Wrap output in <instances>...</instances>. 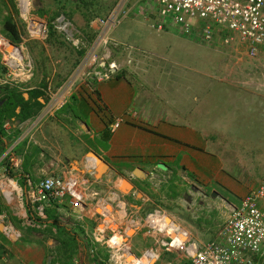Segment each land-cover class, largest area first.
I'll list each match as a JSON object with an SVG mask.
<instances>
[{
    "label": "crops",
    "instance_id": "obj_1",
    "mask_svg": "<svg viewBox=\"0 0 264 264\" xmlns=\"http://www.w3.org/2000/svg\"><path fill=\"white\" fill-rule=\"evenodd\" d=\"M133 28L126 36H121L116 30L114 36L129 41L127 37L131 33H138L140 26L135 24ZM233 50L242 54L240 61L248 69L251 61L247 57L246 46L237 41ZM137 63L146 64L143 74L146 76L136 81L145 90L141 91L137 99V108L130 107L137 95L133 81L111 78L99 82L95 87L84 83L82 86L89 90H81V93L75 91L55 118L41 122L31 118L5 125L3 139L8 142L7 149H11L13 155L6 156V150L0 155V172L9 167L22 185H26L28 180L37 182L45 175H62L69 171L97 173L93 187L102 198L97 205L101 206L103 200L104 206L110 207V216L105 217L106 232L100 234V239L111 234L108 226H125L136 222L142 224L147 214L155 209L167 208L169 212L180 213L184 222L199 228L204 241L215 240L223 226L219 227L221 224H218L216 214L219 203L215 202L213 209H209L202 201L197 205L193 200V206H185L183 202L188 199L186 194L193 188L192 185L187 186L188 178L193 180L208 173L210 180L212 176L217 177V173L212 172L213 156L207 151V145L214 139L211 138L212 130L217 131L215 129L218 125L212 123V111L215 112L216 107L210 106V100L201 91L202 86L209 85L207 75L192 70L190 73L181 72L184 76L179 77L173 65L165 69L161 64L148 61L146 57H139ZM243 65H239L242 70L240 68L232 75L234 79L246 80V76L251 77L246 74ZM251 65L255 71H261ZM230 93L233 97L238 92ZM24 96L29 98L26 93ZM72 99L76 100L75 107L79 113L81 111L82 116L77 117L75 108L68 107ZM170 106L172 112H178L183 119L190 117L194 122L186 120L182 124H175L166 120L165 112ZM199 111L203 112L202 116L207 121L199 120ZM139 113H153L150 116L159 113L162 122L153 124L146 115L138 118ZM118 118L123 121L115 129L112 125ZM201 125L205 130L201 131ZM208 128L210 136L207 135ZM13 156L22 160L20 171L11 165ZM99 160L107 166L100 171L97 163L95 171L94 162ZM136 168L143 170V178L135 176ZM125 180L131 187L124 184ZM202 188L199 186L196 196L204 192ZM211 195L216 200L219 191L213 190ZM178 203L181 210H173ZM43 205L46 217L40 220L46 221L47 227H26L23 224V209L34 214L36 208L26 201L9 202L0 194V216L3 222L12 223L21 232V238L11 241L2 231L3 223H0V264H110L106 246L94 236L102 217L86 215L79 220L76 217L77 211L70 207L61 213L55 202ZM226 217L227 214L224 222ZM55 219L58 220L56 225ZM134 229L127 236V245L140 261L138 264H188L187 261L181 262L180 253L159 243L147 227ZM117 237L121 242L122 237L116 234Z\"/></svg>",
    "mask_w": 264,
    "mask_h": 264
},
{
    "label": "rangeland",
    "instance_id": "obj_2",
    "mask_svg": "<svg viewBox=\"0 0 264 264\" xmlns=\"http://www.w3.org/2000/svg\"><path fill=\"white\" fill-rule=\"evenodd\" d=\"M88 1L90 3H85L84 0H30L31 10L26 14L21 11L20 0H0V35H5L4 20L9 16L20 33V41L14 45L21 52L23 65L26 68L27 63H31L33 67L29 77L27 74H21L13 86H17L27 96H29L27 89H31L30 87L37 89L41 87L43 95H40L39 99L43 103L41 108L43 109L49 100V92L59 90L69 80H73L74 85L66 94V101H69L75 91L81 93V90H89L82 86L84 83L95 87L99 82H106L111 78L133 81L137 95L130 107L137 108L135 104L144 89L136 81L146 76L143 75L146 64H138L139 57H146L148 61L161 64L165 69L173 65L179 77L184 76L181 72L190 73L192 70L206 74L209 85L202 86L201 91L210 100V106L216 107L215 112L212 111V123L218 125L216 132L212 130L211 138L214 139L207 145L209 147L207 151L213 156L212 172L213 174L216 172L217 177L212 176L210 180L209 173L200 175L193 179L196 180L197 186L186 176L189 182L187 186L192 185L194 189L188 192L189 195L186 194L188 199L183 202L187 206L192 205L193 200L197 205L202 201L209 209H213L214 203L218 202L220 207L216 214L221 227L229 207L236 204L264 176V71H255L251 64L247 69L242 64L240 61L242 54L238 50L234 51L235 49L232 51L237 42L232 47L218 36L213 42L206 44L196 33H182L179 25L167 19H163L165 29L157 32L150 27V24L159 18L158 13L157 15L154 13L158 6L153 0H127L118 23L109 33V42L105 47L99 44V28L97 24L93 25V21L95 18H106L118 6L120 0ZM24 3L26 4L27 0H24ZM42 9L48 15L47 29L54 13H59L52 21L62 35L61 42L56 46L47 43L48 32L43 37H36L29 31V27L32 31L33 27H39V23L32 17L37 15L35 11L40 13ZM141 10H144L143 13H140ZM60 16L70 23L73 38L60 29L58 24ZM37 18L44 20L42 16ZM135 24H138L140 29H137L138 33L134 35L131 33L127 37L129 41L114 36L116 30L121 36H126L131 28L134 29ZM115 38L119 42L118 46L111 42V39ZM8 42L0 36V46L6 50ZM14 45H9L8 49L18 54V49ZM83 50L85 52L81 55L80 51ZM4 56L0 51V74L5 76L7 71ZM239 65H243L246 74H250L251 77L246 76V80L234 79L232 76L234 72L240 68L242 70ZM23 71L24 69L20 72ZM105 74L109 76L107 79L103 78ZM98 78H101V81ZM181 88L182 85L179 89ZM230 91L238 93L232 97ZM2 94L0 92V96ZM75 103L76 100L72 99L68 107L75 108L76 116L80 117L81 111L79 113ZM171 110L172 106L165 112L166 120L171 123L182 124L186 120L194 122L192 118L183 119L178 112ZM58 111L53 110L46 119L55 118ZM198 113L199 120L202 122L208 120L202 116V111ZM152 114L139 113L138 118L146 115L153 124L162 122L159 113L150 116ZM194 119L198 120L196 117ZM203 130L205 129L201 125V131ZM207 135L210 136L209 128ZM199 186L203 187L201 190L204 192L196 196L195 192ZM213 190L219 191L216 200L211 195ZM177 208L181 210L179 203L173 210L177 211ZM165 210L177 219V222L182 221V226L189 231L192 239L204 242V236L199 228L184 222L183 217L179 216L180 213L170 211L171 214L167 208ZM133 232L134 229L130 228L129 234ZM184 261L181 259V262Z\"/></svg>",
    "mask_w": 264,
    "mask_h": 264
},
{
    "label": "built area",
    "instance_id": "obj_3",
    "mask_svg": "<svg viewBox=\"0 0 264 264\" xmlns=\"http://www.w3.org/2000/svg\"><path fill=\"white\" fill-rule=\"evenodd\" d=\"M153 1L158 6V10L155 9L154 13L156 15L158 13L159 18L156 22L150 20L152 22L150 27L157 32L165 29L163 19H167L179 25L182 33H196L206 44H210L218 36L222 37L223 42L228 45H234L238 41L246 46L247 57L251 64L264 71V0ZM126 2L127 0H120L118 6L106 18H95L93 21V25L97 24L99 28L100 45L103 44L107 47L109 33L118 23ZM20 5L22 12H30L32 5L30 0H27L26 4L24 0H20ZM143 11L141 10L140 13ZM58 24L60 29L73 38L68 21L61 17L58 19ZM40 30L39 34H34L29 27L32 35L43 37L47 33L45 21H43ZM111 40L113 45H119L116 39ZM15 47L18 49V54L0 46V51L5 55L4 64L7 71L5 76L0 74V86L15 84L23 73L27 74V77L31 75L32 64L27 63L25 68L23 57L20 56L21 52L17 46ZM23 69L24 71L20 72ZM108 77V74L103 76L104 79ZM100 79L98 78L99 81H101ZM73 85L74 81L69 80L59 90L49 92L46 106L34 120L43 121L53 110L61 106ZM122 121V118L116 119L113 128H118ZM5 155H13L12 150L6 149ZM11 158L12 167L20 171L22 160L15 156ZM93 168L96 171V164ZM96 174L95 172L83 174L69 171L62 175H45L37 182L27 178L28 183L22 185L16 176L5 169L0 172V194L9 202L17 200L24 203L26 201L30 206L36 208L37 211L34 214L23 209L22 216L25 218L23 224L26 227L37 229L47 227L46 221H41L46 217L43 205L46 202L57 203L61 213L70 207L75 212L77 211L76 217L79 220H82L86 215L102 217L94 236L96 240H100L106 246L110 264H138L140 262L127 245V236L130 235V228L141 229L143 226L147 227L151 235L165 248L180 253L181 259L187 261L188 264H264V176L254 188L241 198L239 203L229 207L218 238L203 242L190 238L185 227L164 209H155L147 214L142 224L136 222L125 226L118 224L108 226L111 229V234L100 239V234L106 232L107 223L105 221L107 220L106 216H110V207L104 206L105 201L103 200L100 202L101 206L97 205L102 198L93 187L97 178ZM0 223H3L2 231L11 241L21 238L20 230L8 221L3 222L1 216ZM116 234L122 237L121 242L118 240L119 237L116 239ZM94 250L91 249V251ZM1 256L0 253V259Z\"/></svg>",
    "mask_w": 264,
    "mask_h": 264
},
{
    "label": "trees",
    "instance_id": "obj_4",
    "mask_svg": "<svg viewBox=\"0 0 264 264\" xmlns=\"http://www.w3.org/2000/svg\"><path fill=\"white\" fill-rule=\"evenodd\" d=\"M85 3H90L88 0H84ZM89 9V7H88ZM59 13H54L48 26V38L47 43L51 46H56L62 40V35L59 30L55 27V24L52 23L54 18ZM4 34L12 42L18 43L20 41V33L16 27L13 20L7 16L4 20ZM85 51H80L81 55ZM64 79V78H63ZM1 92L3 93L0 96V155L6 150L8 142L3 139L5 135V124L8 121H20L24 122L27 119L36 115L43 106V103L40 101V95H43L40 88L29 89V98L24 96L23 91H21L17 86L10 84L2 85ZM10 173L13 175L12 171L9 169ZM15 176V175H14ZM58 222L57 219L54 221V225ZM58 226V225H57Z\"/></svg>",
    "mask_w": 264,
    "mask_h": 264
},
{
    "label": "clouds",
    "instance_id": "obj_5",
    "mask_svg": "<svg viewBox=\"0 0 264 264\" xmlns=\"http://www.w3.org/2000/svg\"><path fill=\"white\" fill-rule=\"evenodd\" d=\"M24 13V12H23ZM35 13L37 14V15H35V17H39V16H42L43 18H44V21H45V24L47 25V19H48V15L44 12V10L42 9L41 10V12L39 13L38 11H35ZM26 14H28V13H26ZM63 16V15H62ZM64 17V16H63ZM60 18H61V16H60ZM58 19V18H57ZM53 23V22H52ZM54 24V23H53ZM56 27V26H55ZM57 28V27H56ZM48 30L49 29H47V32H48ZM3 39H6L7 41H9L10 43H12L13 45L15 44H17V43H14V42H12L9 38H7V36H5V35H0ZM116 39V38H115ZM117 40V39H116ZM118 41V40H117ZM14 45V46H15ZM114 68V67H113ZM73 81V80H72ZM10 85H14V83L13 84H10ZM1 87V86H0ZM31 89H33V88H31ZM27 90H29V89H27ZM0 92H1V88H0ZM28 92V91H27ZM24 93V92H23ZM29 94V93H28ZM73 95V94H72ZM72 95H71V97H72ZM40 98V97H39ZM69 101H66L65 100V102L61 105V106H59L58 108H56V109H58V110H61L67 103H68ZM42 109H40V111H41ZM40 111L36 114V115H34L33 117H31L33 120H34V118L40 113ZM31 118H29V119H31ZM29 119H27V120H29ZM44 120H46V118L44 119ZM43 120V121H44ZM8 122H11V121H8ZM7 122V123H8ZM6 123V124H7ZM5 124V125H6ZM113 126V125H112ZM7 149V148H6ZM95 164H97V163H99V162H94ZM97 168H98V170H99V164H97Z\"/></svg>",
    "mask_w": 264,
    "mask_h": 264
},
{
    "label": "bare ground",
    "instance_id": "obj_6",
    "mask_svg": "<svg viewBox=\"0 0 264 264\" xmlns=\"http://www.w3.org/2000/svg\"><path fill=\"white\" fill-rule=\"evenodd\" d=\"M32 19L34 20V21H36V22H38L39 23V27L38 28H36V27H33V31H32V33H34V34H39V32L41 31L40 29L42 28V24H43V19H39V18H37V17H32ZM12 43H10V42H8V44H7V46H6V48H7V50H8V46L9 45H11ZM10 63H11V59H10ZM96 156H94V158H95ZM95 160H97V158L95 159ZM99 162H100V160H99ZM102 167V166H101ZM102 170H104L105 168H101ZM168 221H169V219H168ZM131 259V258H130ZM139 263V262H138Z\"/></svg>",
    "mask_w": 264,
    "mask_h": 264
},
{
    "label": "water",
    "instance_id": "obj_7",
    "mask_svg": "<svg viewBox=\"0 0 264 264\" xmlns=\"http://www.w3.org/2000/svg\"><path fill=\"white\" fill-rule=\"evenodd\" d=\"M101 166H102L103 168H106L107 164L100 160V162H99V170L102 168ZM100 171H101V170H100ZM134 174H135V176L138 177V178H143V177H144V175H143V170H142L141 168H136L135 171H134ZM124 184H127L128 187H131L130 184H129V182H127L126 180L124 181ZM214 194H215V193H213V195H214Z\"/></svg>",
    "mask_w": 264,
    "mask_h": 264
}]
</instances>
